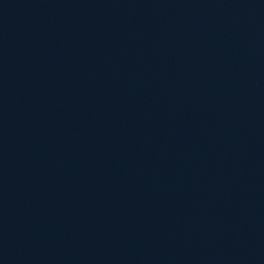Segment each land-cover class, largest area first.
<instances>
[{
	"label": "water",
	"instance_id": "1",
	"mask_svg": "<svg viewBox=\"0 0 264 264\" xmlns=\"http://www.w3.org/2000/svg\"><path fill=\"white\" fill-rule=\"evenodd\" d=\"M0 264H264V0H0Z\"/></svg>",
	"mask_w": 264,
	"mask_h": 264
}]
</instances>
